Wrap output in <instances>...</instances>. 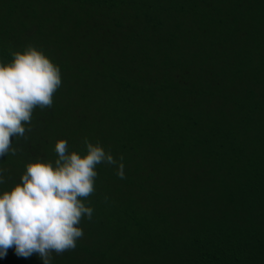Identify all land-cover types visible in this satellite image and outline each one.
Wrapping results in <instances>:
<instances>
[{
	"label": "trees",
	"instance_id": "1",
	"mask_svg": "<svg viewBox=\"0 0 264 264\" xmlns=\"http://www.w3.org/2000/svg\"><path fill=\"white\" fill-rule=\"evenodd\" d=\"M143 34L147 43L140 42ZM60 36L66 45L80 41L79 47L107 50L101 65L118 74L111 120L113 125L120 121L130 136L152 139L153 166L162 164V157L184 163L170 154L186 147L200 154L187 155L191 168L171 173L179 179L174 185L181 198L175 203L186 206L201 194L198 190L214 191L224 203L212 210L221 217L205 207L202 214L189 216L188 226L179 222L185 208L170 217L133 212L126 199L130 185L110 183V170L101 163L96 193L89 198L93 220L82 221L84 236L67 254L68 261L54 264H264V0H0V59L10 61L12 50L29 43L51 53L61 46L54 42ZM130 42H137L134 49ZM82 56L73 53L75 86L63 103L80 97V78L82 89L91 81L93 62ZM196 66L199 71L192 75ZM167 91H191L193 97L163 115L155 103ZM81 126L69 130L68 145L85 154ZM93 130L105 135L96 126ZM11 139L20 150L0 157V168L6 170L0 190L19 182L29 157L57 158V139L44 148L46 140ZM140 143L131 140L130 148ZM107 221L111 225L105 227ZM162 228L166 231L160 233ZM116 234L128 243L118 242ZM150 242L157 253L152 260L141 257ZM33 255L18 257L10 248L0 264H39Z\"/></svg>",
	"mask_w": 264,
	"mask_h": 264
},
{
	"label": "clouds",
	"instance_id": "2",
	"mask_svg": "<svg viewBox=\"0 0 264 264\" xmlns=\"http://www.w3.org/2000/svg\"><path fill=\"white\" fill-rule=\"evenodd\" d=\"M10 55V61L0 59V157L17 155L11 138L27 139L34 110L51 108L62 86L60 65L42 47L29 43ZM83 144L85 154L58 139L55 160L29 157L19 182L0 190V256L14 248L18 257L36 254L52 264L53 254L75 250L84 236L82 221L93 220L89 198L96 193L97 165L114 166L126 178L122 154L114 158L99 140L85 138ZM5 171L0 168V185Z\"/></svg>",
	"mask_w": 264,
	"mask_h": 264
},
{
	"label": "rangeland",
	"instance_id": "3",
	"mask_svg": "<svg viewBox=\"0 0 264 264\" xmlns=\"http://www.w3.org/2000/svg\"><path fill=\"white\" fill-rule=\"evenodd\" d=\"M30 31L32 35L36 32L35 26L32 24ZM30 38H32V36H30ZM146 38L147 35L143 34L140 42L147 43L148 41ZM186 41L187 40L184 39L181 40L180 43ZM54 42L55 44L61 43V48H54L53 52H48L46 54L49 55L54 60V62L60 65L62 71V86L54 94V102L51 108L44 110L37 108L34 110L30 125L32 130L30 133L28 132V134H26L27 143H30L31 140H36V142H39L41 139L46 140L47 143L44 145L42 144L44 148L48 143H53L56 139H66L68 141V139H71L72 131L69 130L72 128V126L74 125L78 127L79 125H82L81 128L84 127L80 136L82 141L85 138H88L93 143L99 140L106 151H111L114 158L119 159L121 154L124 156L125 179H120L116 175V167L105 164H103V166H106V168L110 170V177L107 179L110 183H114V185H123L122 183H128L130 185L126 199L131 200L129 202L134 208L133 212L140 211L142 214L149 213L151 217H170L173 213H176L181 209L184 210L185 208L186 213L179 220V222L181 225L187 226L189 224V216L202 214L201 212L205 207L211 208L210 214H213V217H221L222 215L218 213V211H215V213L212 212L214 208L224 203V201H221L218 196H215L214 191H211L209 195H206L202 194V190H198V192L201 194L191 197L186 206H183V204L177 205L175 203L181 198L180 192L174 185V181L179 179H173L171 173L175 174L177 171L176 169L178 168H191V159L196 158L199 154L196 150L186 147L182 150H176L173 154H170V156H172L175 160H179V158L184 160V163H170L169 158L162 157V164L153 166L151 160L154 158V156L149 155L150 152H148L150 151L149 146H151V143H153L152 139L147 137V141H143V139L141 140V138H139V136H137L138 134L136 133L134 136H130L131 133L125 130L120 121L116 120L115 124L113 125L111 120L113 116L110 115L112 110L115 111L112 106L115 105L114 97L117 98V95L113 85L116 82L118 74L111 75L109 70L106 69L104 65H101L102 59L107 50L101 51L97 46H92L89 48L83 46L79 47L78 45L82 44L80 41H75L72 44L66 45L65 39H63L62 36H60L59 39L55 38ZM136 45L137 42L135 44H131L130 42V49H134V46ZM184 47L188 49L189 45ZM111 51L113 52V49ZM116 51H118L117 48ZM75 52H80V59L83 57L82 53L91 57V61L93 62L92 66H94V68L90 73L91 81L86 88L84 87V89H82L83 78L79 79V86L81 89L80 97H72V103L67 104L63 103L62 100H67L68 97H71L70 94L73 90L72 88L75 86V76L73 74L72 68V65L73 67L74 65H77L76 58H73V53ZM198 71L199 68L196 66V68L193 69L192 75L193 73L194 75L197 74ZM192 78L195 80L194 76H192ZM192 78L191 80L193 81ZM160 86L161 84L159 87ZM177 93L178 95L174 91H167L163 92L162 94L159 93L155 107H158V109L162 110V114L164 115L169 109H173L176 105L182 104L183 102L187 103L191 101L193 97L191 91L188 95L179 91H177ZM59 101H61V103H58ZM103 104L105 105L102 107V109L97 110V108ZM119 109H121L123 112L126 111L122 107ZM207 113L210 115L213 113V110L207 111ZM77 117H81L82 120H76ZM95 126L100 129L101 133H105V135L98 132V134H96V132L93 130ZM131 140L141 141V143L136 146V150H133V147L130 148L133 146L131 144ZM153 141L154 144L157 145L158 141ZM111 143H116L117 147L111 149ZM187 155L189 157L191 156V159L187 160ZM170 156L168 155V157ZM155 159L157 160L156 155ZM147 188L151 192L162 191L165 196L155 195V193L151 194ZM174 188H176V190ZM206 203H208V205H206ZM131 212L132 211H129L128 213ZM246 216L250 217L252 214L246 213ZM109 225L111 224L108 221L104 224L105 227H108ZM247 228H250V224L247 225ZM165 231L166 229L162 228L159 232L163 233ZM246 232L244 231L243 233ZM106 237L102 236V239L104 240V246L106 243ZM115 238L121 244L128 243L127 241L121 239L118 234L115 235ZM152 246L153 244L150 242L149 247H145L147 249L145 253L141 255V257L152 260L157 254L155 248L153 249ZM69 252L70 251H67L63 255L53 254L52 264H54L56 261H62L63 259L68 261L67 254H69ZM33 256L36 261H39V264H43V260L38 255L34 254ZM83 263L85 264V262Z\"/></svg>",
	"mask_w": 264,
	"mask_h": 264
}]
</instances>
